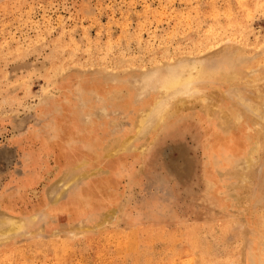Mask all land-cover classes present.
Segmentation results:
<instances>
[{"label":"rangeland","instance_id":"1","mask_svg":"<svg viewBox=\"0 0 264 264\" xmlns=\"http://www.w3.org/2000/svg\"><path fill=\"white\" fill-rule=\"evenodd\" d=\"M222 54L242 81L194 97L241 116L250 165L220 161L194 97L173 130L130 131L150 75ZM263 76L264 0H0V264H264V120L235 96L264 114ZM95 137L129 143L98 163Z\"/></svg>","mask_w":264,"mask_h":264},{"label":"bare ground","instance_id":"2","mask_svg":"<svg viewBox=\"0 0 264 264\" xmlns=\"http://www.w3.org/2000/svg\"><path fill=\"white\" fill-rule=\"evenodd\" d=\"M220 59L222 63H220L216 69H213L201 62L181 61V63L177 64L178 62H180L178 61L174 67L171 66L168 70L166 69L167 71L160 73V75L159 73H154L152 74V76L150 75L148 77V80L153 82L154 85L153 92L149 93V95L147 96H151L152 99L150 102L142 105L143 108L139 110V114L136 116L135 123L133 124L130 131L134 132L137 135H145L150 133L157 134L158 132H167L169 130H173L177 125V122L183 118L184 110H192V108H194V106L192 105L187 106V103L191 101L189 100L190 98L194 97L197 94L198 88L196 87L198 84H200V82L231 86L242 81V72L236 64V59L228 56L227 54H222ZM256 78L259 79V77ZM262 78H264V76ZM212 92L215 93L210 94L209 97L194 98H196V106L198 105L204 113V116L209 119V125L207 124V134L209 136H213L212 139H214V147L222 153V160L220 161H222L223 164L231 162L234 158L239 157L237 155L243 149V156L245 157V161L248 163V165H250L252 163L251 161H253V155L257 152V147L259 148L258 140L255 139L253 141L251 140L250 142L247 141L245 139L246 137L244 131H239L234 127V125L239 124L241 116H239L237 120L234 121L233 115L231 113L225 112L224 114L222 111L221 119L223 120V125L220 126L215 124L213 116L215 113V106L218 103L217 100L220 99L218 94L219 92ZM235 96L241 101L240 104L242 103L244 106L248 107L251 111H254L257 114V119H260L262 121L264 120V114L261 115L260 113L259 115V109L256 104L244 101V96L243 94H241V92H236ZM231 119H233V121ZM216 122L218 123V121ZM233 122L235 123L233 124ZM92 133L93 132L88 130V135ZM99 138L100 137H95V139H90L84 144L85 150H88L89 154L91 155L90 159L98 163H102L107 159L113 158L115 154L122 150V148H125L129 143V138H114L113 140L108 141L106 144L104 143V140H100ZM69 163L70 166L67 168V171L76 173L75 171L83 166L85 160L76 155L73 159H71ZM247 166H245V168ZM81 171L79 173V176H91L90 172L89 174L84 173L80 175ZM102 171V167L98 168L97 172H92V175L98 172L100 173ZM95 192L97 193L93 196L91 201H94L96 205H100L107 200V197H101L99 190ZM111 213V210L106 211L104 213V217L107 218V216H109ZM13 225H15V222L11 221L10 227H12V229L10 230H15ZM0 234H4V231L0 230Z\"/></svg>","mask_w":264,"mask_h":264}]
</instances>
